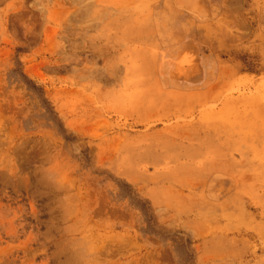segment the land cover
I'll return each mask as SVG.
<instances>
[{"label": "rangeland", "instance_id": "obj_1", "mask_svg": "<svg viewBox=\"0 0 264 264\" xmlns=\"http://www.w3.org/2000/svg\"><path fill=\"white\" fill-rule=\"evenodd\" d=\"M0 264H264V0H0Z\"/></svg>", "mask_w": 264, "mask_h": 264}]
</instances>
